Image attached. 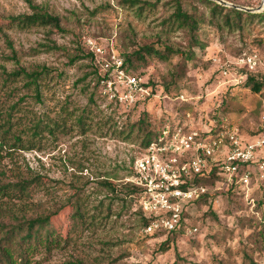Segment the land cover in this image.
<instances>
[{"label": "rangeland", "instance_id": "1", "mask_svg": "<svg viewBox=\"0 0 264 264\" xmlns=\"http://www.w3.org/2000/svg\"><path fill=\"white\" fill-rule=\"evenodd\" d=\"M32 1L59 17L66 32L51 27L22 30L10 18L32 13L26 0H0V124L9 112L13 124L6 156L0 160V186L32 179L29 197L0 199V228L63 208L53 224L63 237L71 225H76L75 232L51 253L43 250L32 264H264V179L259 173L264 152L251 170L249 200L242 190L229 193L230 186L220 179L210 186L213 196L206 206L187 217L197 232L175 241L166 252L160 250L162 240L143 232L136 204L123 210L105 186L112 183L120 192L132 173L143 150L141 139L137 130L129 140L119 132L127 134L144 113L155 131L187 124L195 131L237 127L245 140L259 135L264 90L255 94L246 81L237 84L234 75L227 77L223 71L235 74L233 63L247 53L262 58L258 72L264 73V20L245 19L240 29L230 27L224 16H213L211 6L183 1V11L198 21L194 32L175 21L176 0ZM223 1L257 12L249 14H264V0ZM90 41L103 58L112 51L121 56L153 46L190 53L192 59L181 54L167 61L147 56L146 63L137 65L136 75L150 95L121 108L99 92L91 60L83 56L91 52ZM43 68L49 73L40 82V100L24 77L8 79L20 70ZM82 115L89 116L84 129L78 124ZM109 118L112 122L106 124ZM53 122L59 123V130L52 135L45 128L34 138V129ZM14 135L29 149H11ZM110 205L112 217L94 218L107 215ZM77 208L82 218L74 220Z\"/></svg>", "mask_w": 264, "mask_h": 264}, {"label": "built area", "instance_id": "2", "mask_svg": "<svg viewBox=\"0 0 264 264\" xmlns=\"http://www.w3.org/2000/svg\"><path fill=\"white\" fill-rule=\"evenodd\" d=\"M89 43L101 74L99 92L109 104L131 107L150 95L143 79L127 71L122 56L112 51L103 58L94 43ZM262 64L258 54L245 55L233 63L235 74L226 69L223 75H234L240 84L249 73L258 72ZM160 129L159 139L142 150L126 179L139 189L136 206L140 217L148 221L143 229L146 235L178 231L192 214V206L211 193L209 186L195 182L199 175L210 171H216L230 188L240 186L249 200L251 170L264 152V120L262 133L252 140H245L237 127L195 131L187 124H176ZM259 173L263 180L264 162L259 165ZM250 203L254 209L255 200ZM195 232L197 229H190L188 234Z\"/></svg>", "mask_w": 264, "mask_h": 264}, {"label": "trees", "instance_id": "3", "mask_svg": "<svg viewBox=\"0 0 264 264\" xmlns=\"http://www.w3.org/2000/svg\"><path fill=\"white\" fill-rule=\"evenodd\" d=\"M187 0H176V11L173 15L175 21L180 27H189L192 31L196 32L198 29V21L191 15L185 13L182 9L181 3ZM200 2L211 6L213 11V16L221 15L225 18V23L232 27L236 26L237 28L242 27V23L248 19L254 20L260 18L264 20V14H249L243 11H238L236 9H227L222 7L219 4L211 0H199ZM32 13H24L15 17H11L10 21L16 27L27 30L34 27H51L57 30L58 32L65 33L66 30L62 27L60 18L50 14L44 8L34 4L32 0H26ZM137 4V1L132 2ZM226 12V13H225ZM195 44H199L198 39H194ZM205 45H202L204 48ZM181 54L187 60H191L192 56L190 53L181 52L179 50H174L171 47H165L164 50L155 49L153 46H146L131 54L121 55L125 62V67L130 74H136L137 65L140 63H146L147 56L157 57L161 60H169L172 55ZM248 55L244 53L242 56ZM86 59L91 60V65L93 68V75L95 80L98 81L101 77L99 68L95 65V55L86 51V54L83 55ZM78 60V57L75 58V61ZM49 73L47 68H43L41 71L27 72L26 70H20L9 75L8 79H14L17 77H24L27 80V85L33 87L37 93V97L40 100V82L43 80L44 76ZM149 85H154L151 82ZM245 85L250 88V90L259 94L264 90V73H249L248 79L245 82ZM93 102V100H91ZM89 114H92L89 112ZM89 118L88 115H82L79 120V126L84 129L85 119ZM148 113H144L140 120L132 125L129 129V132L126 134L125 130H121L119 135L124 138V140H129L134 131L137 130L138 138L141 139V145L143 149L147 148L150 144L157 141L161 135V129L153 130L150 123L147 121ZM112 120L109 118L106 124L111 123ZM12 113L9 112L5 115L4 123L0 124V160H3L6 155H3L4 148L9 144L8 135L11 132L12 127ZM8 127V129H6ZM44 127V128H43ZM42 127L39 125L37 129H34L33 136L34 138L38 137L41 132L48 129L49 133L52 135L55 131L59 130L60 125L57 122L53 124H46ZM222 127L218 126L215 129H221ZM262 133H259V135ZM15 136V142L10 147L11 149L25 148L23 138L21 136ZM244 171V168L241 169V172ZM129 174L128 176H130ZM127 179V178H126ZM221 178L218 176L216 171H210L206 174L199 175L195 182L198 185L213 186ZM123 189L119 192L115 185L112 183H105V186L109 187L113 191V196L115 200H120L123 204V210H131L132 205L137 203L139 197V189L135 187L132 183L124 181ZM32 185V179H19L15 183H9L6 185L0 186V199L3 197H8L11 200L22 201L25 197H29L30 187ZM235 190L241 191L240 186H233L230 188L229 193H234ZM211 193L206 195L200 201L195 203L192 206V214L194 210L199 209L201 206H206L209 199L212 197ZM103 206V204H101ZM81 209V206L79 207ZM77 208L74 220L82 218L80 211ZM101 209L98 207V210ZM2 205L0 203V214H1ZM63 211V208L55 211L49 215H42L35 219H25L23 222L19 223L13 227H1L0 233L3 234L0 237V264H32L33 258L40 255L43 250L47 253H51L54 249L58 248L60 244L64 241L67 243L69 241L71 233H74L76 230V225H71V230L66 237H63L56 227L53 224L55 217L60 215ZM212 214V213H211ZM113 216L112 205L107 208V215H96L94 218L101 219L102 221L109 219ZM120 216V214H119ZM217 219V217L215 216ZM139 222L141 224L142 230L148 225V221L142 217H139ZM190 229H196L195 226L191 223L190 218L183 222L181 228L172 233H157L153 235H147L151 239L162 240L160 247L161 251H169L171 244L175 241L184 238L188 235Z\"/></svg>", "mask_w": 264, "mask_h": 264}, {"label": "water", "instance_id": "4", "mask_svg": "<svg viewBox=\"0 0 264 264\" xmlns=\"http://www.w3.org/2000/svg\"><path fill=\"white\" fill-rule=\"evenodd\" d=\"M211 1L217 2V4H219L221 6H231V7H234L237 10H240V11H244V12H248V13H257L255 10H252V9L241 8V7H238V6L230 5L229 3H227L226 1H223V0H211ZM261 9H259V10H261Z\"/></svg>", "mask_w": 264, "mask_h": 264}, {"label": "crops", "instance_id": "5", "mask_svg": "<svg viewBox=\"0 0 264 264\" xmlns=\"http://www.w3.org/2000/svg\"><path fill=\"white\" fill-rule=\"evenodd\" d=\"M254 138V137H253ZM253 138H251V139H246V140H252Z\"/></svg>", "mask_w": 264, "mask_h": 264}]
</instances>
